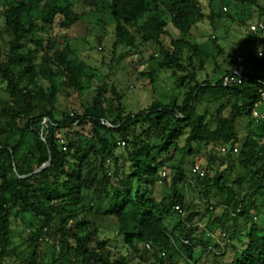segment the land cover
Segmentation results:
<instances>
[{"label":"trees","instance_id":"trees-1","mask_svg":"<svg viewBox=\"0 0 264 264\" xmlns=\"http://www.w3.org/2000/svg\"><path fill=\"white\" fill-rule=\"evenodd\" d=\"M224 1L238 10L240 26L249 25L253 8L264 12L261 0ZM225 9L211 7L207 14L201 0L5 1L0 264H264V206L254 213L264 189V119L253 115L264 110V75L252 73L264 71V55L255 53L242 64L228 57L223 67L217 57L224 50L213 35L217 55L189 39L194 24L210 20L216 27L229 15ZM80 23L98 26L100 42L112 26L114 52L123 44L137 53L140 45L159 49V68L172 73V87L154 89L153 101L138 112L127 109L124 93L106 79L83 97L88 69L69 41ZM40 25L65 32L43 44L35 35ZM260 32L249 31V37L264 45ZM207 63L219 73L215 83L200 79ZM60 93L67 109L59 108ZM244 116L250 128L242 139L238 124ZM202 144L212 147V183L193 172ZM229 174L236 175L232 186L223 181ZM182 183L198 189L204 210L191 205ZM212 187L223 193L222 216L211 209ZM14 212L29 228L23 249L15 243ZM205 217V228L218 234L213 245L200 242L194 226ZM106 233L121 240L126 256L114 258L112 239L101 236Z\"/></svg>","mask_w":264,"mask_h":264},{"label":"rangeland","instance_id":"rangeland-1","mask_svg":"<svg viewBox=\"0 0 264 264\" xmlns=\"http://www.w3.org/2000/svg\"><path fill=\"white\" fill-rule=\"evenodd\" d=\"M6 0H0V36L5 37L6 34L3 33L4 28V18L1 14L2 7ZM205 12L210 13L211 7L218 9L227 8L228 16L221 18L217 23L216 27L213 26L210 20H204L201 23H196L191 28L190 40L193 43L200 44L202 48L213 55H217V47L213 43V38L217 39V43L224 50V55L218 56L217 61L225 65L224 60L228 57H236L237 63H250L251 55H259V52H264V45L258 41L250 40L249 31L251 30L252 25L256 24L259 20H264L263 15L260 16L258 9L255 7L252 10L253 19H250L248 26L238 25V10L234 9L231 5L227 6V2L224 0H201ZM211 3V4H210ZM260 5L264 9V0L260 1ZM226 10V9H225ZM36 17H39L38 15ZM166 20L169 21L170 18L167 16ZM89 26L86 23L78 24L75 29L71 32L69 41L70 48L75 54L78 61H82L87 66V71L83 74V85L86 87L85 94L83 97H90L92 93L91 87L95 85L101 79H106V82H114L121 92L124 93V103L129 111L138 112L145 107H147L154 99L153 90L157 88V91L160 89H168L173 85L174 78L170 71L159 68V61L162 58V54L159 49L154 46H142L141 52L137 53L133 51V48L127 46L126 44L121 45L116 52L113 49V27L108 26L104 31L103 36L106 38L104 42H100L98 39V34L101 30H97L98 26ZM171 33L173 36H180L175 32L171 27ZM65 30L60 29L58 26L49 27L40 25L35 32L36 38L42 39L43 44L47 40L56 35L64 33ZM258 34V37L263 38L264 41V30ZM213 35V38H211ZM6 38V37H5ZM2 39V38H1ZM136 43H141V39L138 35L135 34ZM33 47V45H30ZM151 53L154 54L155 58L150 59ZM256 53V54H255ZM239 57L243 58V61H239ZM214 64L207 63L205 70L201 73V80L209 79L210 82L215 83L219 79V73L215 74ZM263 73L264 71L257 67L253 74L257 76L258 73ZM156 78L155 83H150L149 73ZM207 74L210 76L207 77ZM102 80V81H104ZM101 81V82H102ZM6 84L0 80V97H4ZM75 96V95H74ZM75 98V97H74ZM74 98L71 101L74 100ZM70 103L66 100L63 93L59 94V108L63 110L67 109ZM203 109V107H200ZM57 117L61 118V112H57ZM249 116H244L242 120L244 122L242 125H239L241 138L244 137L249 132L248 124ZM250 121H254L250 118ZM184 142H182L183 144ZM123 147L124 145H120ZM212 147L202 144L199 147L198 156L195 159V166L200 167V171L205 174L209 183H212L210 180L211 177H214L215 172L217 171L216 167H212L210 161V149ZM217 151L222 153H227V149L218 148ZM227 167L226 164L222 165L218 171H223ZM166 175H164L165 182L164 187H170L171 172L166 170ZM197 174V173H195ZM236 175H226L223 178V181L226 185L232 186L234 183V178ZM211 181V182H210ZM181 190L186 197H188L191 205L198 209L204 210L205 205L201 201V197L198 193V189L187 186L184 183L180 184ZM223 197V193L216 187H212V196H211V209L216 214L222 216L226 211L227 207L220 204V200ZM161 198V196H159ZM208 202V201H207ZM208 202V203H210ZM256 209L255 212L259 215L260 208L264 206V189L259 191V194L255 200ZM23 214L14 212L12 225L15 230V243L20 248H24L23 242L29 233V228L27 224L22 220ZM208 217L201 218L197 220L199 222L195 223L194 226L198 228V236L200 242H205L208 245H213L214 240L217 241L218 234L210 233L206 228V221ZM103 238H111L110 248L114 253V258L117 255L121 254L126 256L127 252L124 249V244L121 240L115 241L113 239L112 233H106L101 235ZM198 243V242H197ZM197 253L202 252L203 246H198ZM177 257V256H176Z\"/></svg>","mask_w":264,"mask_h":264},{"label":"built area","instance_id":"built-area-1","mask_svg":"<svg viewBox=\"0 0 264 264\" xmlns=\"http://www.w3.org/2000/svg\"><path fill=\"white\" fill-rule=\"evenodd\" d=\"M251 30L253 32H259V31H263L264 30V22L263 21H259L257 22L256 24L252 25L251 27ZM264 55V53L261 51L259 52V57H262ZM239 61H243V58L239 57L238 59ZM260 104L263 106L264 108V89H262L260 91ZM255 118L257 119V121L259 120H263L264 119V110L263 111H254V114ZM124 145V143H121ZM193 172L194 173H197V174H200L201 176L204 175V173H202V171H200V167L199 166H195L194 169H193ZM164 175H165V172H164ZM179 212L182 213V209H179ZM187 242V241H186Z\"/></svg>","mask_w":264,"mask_h":264},{"label":"crops","instance_id":"crops-1","mask_svg":"<svg viewBox=\"0 0 264 264\" xmlns=\"http://www.w3.org/2000/svg\"><path fill=\"white\" fill-rule=\"evenodd\" d=\"M260 72H261V71H260ZM257 75H264V72H263V73H262V72H261V73H258Z\"/></svg>","mask_w":264,"mask_h":264}]
</instances>
